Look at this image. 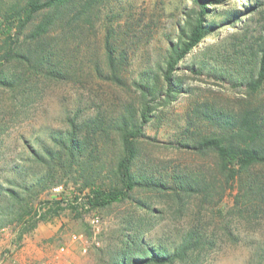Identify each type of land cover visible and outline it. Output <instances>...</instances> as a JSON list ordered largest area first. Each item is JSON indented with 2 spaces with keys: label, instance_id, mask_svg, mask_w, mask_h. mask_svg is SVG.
Returning <instances> with one entry per match:
<instances>
[{
  "label": "rangeland",
  "instance_id": "1",
  "mask_svg": "<svg viewBox=\"0 0 264 264\" xmlns=\"http://www.w3.org/2000/svg\"><path fill=\"white\" fill-rule=\"evenodd\" d=\"M25 2L0 0V44L16 39L7 29V16ZM189 6L190 0H102L86 15L66 16L40 39L52 53L50 64L47 57L41 64L32 55L14 61L22 78L10 79L13 87L0 84V228L5 229L0 233V264H15L24 245L32 251L31 264H119L118 255L132 240L142 237L161 252L177 247L189 233L195 242L191 264H264V167L252 168L262 192L253 187L245 194L238 179L225 181L215 170L213 154L200 155L184 146L201 135L233 129L246 108L257 109L264 121V82L255 92L246 85L256 75L264 47V0H224L213 7L207 17L212 31L176 65L181 91L157 105L140 137L135 167L146 185L101 209H72L64 201L83 197L79 188L88 177L103 186L115 182L119 145L113 119L128 106L140 107L142 98L134 84L158 75ZM41 16L35 14L18 32L15 44L23 53L27 45H35L31 34ZM107 32L119 82L108 77ZM71 121L80 129L83 153L66 174L53 167L55 173L51 179L48 175L37 196L24 191L34 175L48 169L33 159L31 150L43 156L56 148L54 140L71 128ZM188 174L206 182H195V190L182 192L174 178ZM157 181L169 182L174 189H159L153 185ZM9 188L22 200L9 197ZM52 199L63 200L58 213L38 223L43 229L38 231L37 225L18 240L14 214L24 203L32 207L30 212L43 210V201ZM92 213L100 217L97 228L89 221ZM47 223H54L53 235L37 238L48 232ZM73 233L81 239L70 242ZM61 244L67 245L65 253L58 250ZM131 251L133 256L141 254L135 247Z\"/></svg>",
  "mask_w": 264,
  "mask_h": 264
},
{
  "label": "trees",
  "instance_id": "2",
  "mask_svg": "<svg viewBox=\"0 0 264 264\" xmlns=\"http://www.w3.org/2000/svg\"><path fill=\"white\" fill-rule=\"evenodd\" d=\"M99 1L102 0H86L85 2L78 0H26L19 9L15 10V14L12 11L7 16L8 20L10 19L7 21V29L9 33L12 31L16 34V39L13 40L9 37L0 44V84L13 87L15 84L11 80L14 79L15 81L17 78H22L23 73L19 74V70L17 71L19 65H15L16 62L14 61L28 60L29 55L35 56L36 61L38 60L41 64L45 62L46 57L49 61L52 53L49 51L48 45L47 49L45 48L46 44L41 45L40 39H43L44 35H48L56 24L63 22L66 16L71 14L69 18L74 19L86 15L91 7ZM223 2L224 0H190V6L184 13L183 23L178 26L176 40L170 41L168 44L163 65L158 68V75L155 74V78L153 76L143 77L142 80H138L134 84L142 98L140 107L128 106L113 119L112 129L117 133L119 145L118 158L113 166L115 182L103 186L94 184V180L88 177L79 188V193L83 197L75 195L72 200H64L72 209H76L77 205L101 209L112 203L122 202L130 197L131 192L146 185L144 178L135 167L140 154V137L143 136L144 126L158 104L174 99L177 93L181 91V81L174 74L176 65L212 31L207 23V17L212 12L213 7ZM37 13H42V16L31 34V37L36 41L35 45L33 47L27 45L26 53H23L18 48L17 42L15 44V41L18 40V32L32 21ZM13 17L17 22L15 26L12 22L14 20L11 19ZM14 29L16 32L13 31ZM111 44L107 32L104 38V53L106 64L110 68L108 77L119 82L121 78L115 70L116 56H114V49ZM7 77H10L9 80ZM155 79H158V83H151ZM263 82L264 47L261 49L256 75L246 85L250 92H255ZM233 125L235 126L233 129L211 135H201L196 137L193 143H185L184 146L200 155L213 154L215 170L225 178V181L238 179L240 184L245 187V194L250 193V189L253 187H257L262 192V183L257 180L256 174H252V168L255 166L264 167V129H262L264 121L261 120L257 109L246 108L235 118ZM70 126L71 128L63 136L54 140L57 145L56 148L46 150L45 155L41 156L38 151L31 150L33 159L47 164L48 169L44 175H34V182L23 186L24 191H32L37 196L41 192L40 190L45 187L48 175L51 179L50 176L55 173L53 167H60L61 171L66 174L68 171L66 168H70L77 156L83 153L84 142L79 133L80 129L77 131L73 121L70 122ZM89 126L90 123L87 124V127ZM62 159H64L63 162H61ZM53 179L51 185L55 183ZM174 179L179 186L178 190L182 192L195 190V182H206L203 177L202 180H196L190 174L183 176L182 179L177 178V176ZM165 183L157 181L153 185L162 190L174 189V186H171L169 182ZM203 188L206 189V187ZM7 190L6 194L9 197L22 200L19 192L11 188ZM176 193L180 192L176 191L174 194L176 195ZM62 201L57 199L44 200L43 204L46 206L42 207L43 210L37 208L33 212H30L32 207L24 203L25 208L14 214V220L18 224V240L33 230L39 222L46 221L56 215L62 208L60 206ZM192 237L190 233L186 234L177 247L166 248L161 252L152 250L149 244L140 237L138 240H132L133 243L124 246L118 255L121 258L119 264H151L154 262L157 264H191L189 254L195 249V242L192 241ZM134 247L137 250L140 249L141 254L139 256L132 255L131 250Z\"/></svg>",
  "mask_w": 264,
  "mask_h": 264
},
{
  "label": "crops",
  "instance_id": "3",
  "mask_svg": "<svg viewBox=\"0 0 264 264\" xmlns=\"http://www.w3.org/2000/svg\"><path fill=\"white\" fill-rule=\"evenodd\" d=\"M47 226H48V232H45V231L41 232L43 234L42 235L39 234L40 237L38 235L37 238H39V239H41V237L47 238V237H50L53 235L54 223H47ZM36 229L39 231L40 229H43V228H41V225H38V227ZM24 246L22 247L23 248L22 250L18 251L17 256H15L16 257L15 258V264H31V262H30L31 258L30 257H31L32 251H30V249H28V248H30L29 245H24Z\"/></svg>",
  "mask_w": 264,
  "mask_h": 264
},
{
  "label": "built area",
  "instance_id": "4",
  "mask_svg": "<svg viewBox=\"0 0 264 264\" xmlns=\"http://www.w3.org/2000/svg\"><path fill=\"white\" fill-rule=\"evenodd\" d=\"M89 221H90V223H91V225L93 227L97 228L98 225H99V222H100V217H99L98 214L92 213L90 215ZM4 230H5L4 227H1L0 228V233H3ZM81 237H82L81 234L73 233V234L70 235L69 240H70V242H76L79 239H81ZM58 250H59L60 253H65L67 251V245L66 244L59 245ZM85 251H86L85 246H82V252H85ZM41 264H45V263H41ZM62 264H70V263H69L68 260H65Z\"/></svg>",
  "mask_w": 264,
  "mask_h": 264
}]
</instances>
